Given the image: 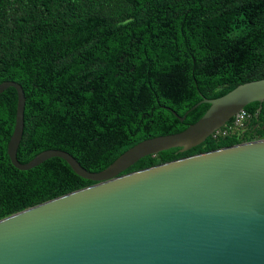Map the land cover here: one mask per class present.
<instances>
[{
    "label": "trees",
    "instance_id": "obj_1",
    "mask_svg": "<svg viewBox=\"0 0 264 264\" xmlns=\"http://www.w3.org/2000/svg\"><path fill=\"white\" fill-rule=\"evenodd\" d=\"M264 78V0H0V83L26 95L18 159L70 152L99 172L139 142L181 132L240 84ZM17 91L0 94V219L87 187L53 157L29 170L8 154ZM173 109L182 121L169 109ZM243 137L141 158L123 173L264 138V101Z\"/></svg>",
    "mask_w": 264,
    "mask_h": 264
},
{
    "label": "water",
    "instance_id": "obj_2",
    "mask_svg": "<svg viewBox=\"0 0 264 264\" xmlns=\"http://www.w3.org/2000/svg\"><path fill=\"white\" fill-rule=\"evenodd\" d=\"M8 144L12 164L29 170L64 159L94 184L0 219V264H264V138L123 173L141 158L205 142L253 102L264 101V78L238 85L181 132L145 139L106 169L92 172L68 151L48 149L18 159L26 95ZM180 120L186 118L169 108Z\"/></svg>",
    "mask_w": 264,
    "mask_h": 264
},
{
    "label": "built area",
    "instance_id": "obj_3",
    "mask_svg": "<svg viewBox=\"0 0 264 264\" xmlns=\"http://www.w3.org/2000/svg\"><path fill=\"white\" fill-rule=\"evenodd\" d=\"M252 118L253 115L251 113L246 110H241L229 122L214 131L211 136L215 140L231 135L243 137L249 128L248 124Z\"/></svg>",
    "mask_w": 264,
    "mask_h": 264
}]
</instances>
